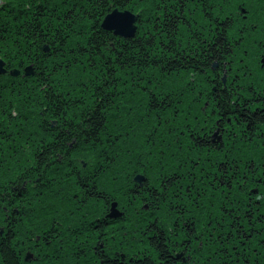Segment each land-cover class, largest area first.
Instances as JSON below:
<instances>
[{
  "label": "trees",
  "instance_id": "obj_1",
  "mask_svg": "<svg viewBox=\"0 0 264 264\" xmlns=\"http://www.w3.org/2000/svg\"><path fill=\"white\" fill-rule=\"evenodd\" d=\"M192 1L194 2L195 0ZM74 2H77L78 4L81 3L79 0H74ZM111 2L113 6L119 9L127 8L133 11L140 10L139 12L141 18L139 23L140 26H138L139 31L133 37V39H121L119 44L116 45V50H110V56L113 58L112 61H109L106 56L103 58H97L95 60L89 58V55L91 54L89 52L90 50H93L97 47L100 48L101 46L104 47L106 41L109 40L108 36H106L105 33L96 30L98 25L97 23H95L94 29L96 28V31L94 37L92 38L93 40L88 39V41H86V38L88 37H85L84 40L86 42L82 43L77 39L78 43H81V46L83 45V48H76V50L67 51L65 52V54L59 55L57 57L51 55L49 57L43 58L44 56H42L40 60H37L36 64L40 65L41 69H43L44 71L50 70L48 74H51L47 75V77L45 74H43L42 77H30V79L28 80L23 78L18 79L10 76H0V143L6 146L5 151L8 154L6 159L8 164L10 165L9 170L5 173L3 183L0 184H18L16 180L12 178L17 176V174L21 175L23 173V175H26V169L30 168V176L37 177V179L33 180V184H37L35 187H37L36 189L39 190L37 195L39 197L33 195V198L38 199L32 200L33 198H25V196L27 195L22 196L21 194L19 195L15 193L13 196H10L8 195V193H10L11 189L5 187V189L3 190L0 189V198L8 201H12L15 199V202L21 203L22 206L24 204L25 207L27 204H30L29 210H20L21 212L19 214L20 218L26 217V219H29L30 224H25V227L29 226L28 228H30L31 226L33 227V231L35 226L40 227L41 220H39L40 222H38L39 217H42V219L47 218V216L50 215L48 214V210H51L50 212H53V208L57 211L56 208H58L60 205V199L64 198L69 200L75 197L73 196L74 192L72 193L71 189L68 188L69 190H66L68 187L66 184L75 185V190L83 189V183L80 182V177L78 175V173L83 170V168L81 167L82 164H79V171L72 170V166L74 164V156H77V158H83L85 156L88 158L92 156L94 151L93 145H96V147L99 148L100 141H103L104 144H107V137L112 133L120 132L121 127L123 126V121L129 116H132L134 119L136 115H139L141 112H143L145 113L147 119L157 117L156 119L159 121L162 127L166 126L165 121H167V123L173 122L172 119L174 118L171 117L168 108L165 107L166 105H164V108L160 107L161 113L159 115L155 113L154 107L152 106L153 104L151 105L150 102L147 101L149 99H152L150 93H146L145 90L143 91V88H138V86H136L137 82L142 83V87H144L145 84H152V80H158L159 78H162V80H160L159 82V87L162 88L166 86L165 90H169V88L175 90L174 96L178 97V100L181 103V108L179 109V113H181L180 115L184 119L190 117L188 113L190 111L189 109L192 108L189 106V97L191 96H189L188 94L189 90L186 88L188 87V84L187 81H185L186 79H188V76H190V70H188L187 68L189 66H192V68H194L191 69L192 73L194 71L198 73V75L196 76H201L202 73H200V70L198 68L193 67V65L196 66L195 64L189 65L190 63L187 64L180 58L175 56L173 57L169 55L168 52H165L164 49L166 50L167 48H165L164 44H166V42L168 41V35L175 36L176 38L179 37V39L183 38V44H192L195 39L193 34H191L193 33L191 30H194L193 27L196 24H191L190 21H184L182 19H178L179 17H176L175 19H173V21L170 20L169 25L164 26V29H162V31H157V29L160 27H158L157 25L160 24L159 19H170V13H172L171 15L174 16L177 14L179 16L182 13L179 6L177 9L178 11L174 8L177 7L178 0H127V3H125L124 0H119V2H117V0H111ZM180 2H182V0H180ZM97 4L99 5L98 2ZM103 4H101L100 6V16L103 15L105 11V5ZM194 6H198L201 8L204 7L202 3H197L196 5L191 4V7ZM72 12L77 16V18H73L77 20V22L76 24H71L72 27L68 28L67 31L66 29H64V32L62 31V33L58 34V28L54 30L53 33L52 28H50L49 26L46 28L49 32L47 36L51 39V44L53 41H55L54 43H57V40H59V38L61 37L66 40L69 39V41L64 42V44H75L74 41L76 38L73 37L81 33L82 29L84 28V20L82 18L83 15H85V12H83L82 14H77L76 11ZM99 19L96 20V22H98ZM80 20H83L81 24L78 23V21ZM194 21L203 22L205 20L198 16ZM4 27V29H8V26ZM75 27H77L79 30L77 31ZM6 33H8V31ZM157 33H159L160 37L162 35V37L158 40V44L160 45V47H162L163 53H157L159 54V56L156 57V59L152 60L151 56L148 57V54H151L155 49V44L157 43ZM153 38L156 40L152 42ZM140 48L143 49L142 52L146 55L145 58H147L148 60L146 61L145 59L144 63H142V69H145V72L141 74V76H143V79H140L141 81L139 80L133 83H131V81H128L125 86L121 87V85L124 84V78L127 71L126 69L123 70L120 55L126 57L125 62L127 63L124 65L130 68V70L128 69L127 72V78L130 79L131 74L134 73L132 72V70L136 69L137 67L135 62L137 57L136 53H138L137 50H139ZM116 55H118V59H116ZM67 61H70L71 63L70 68L66 66ZM53 69H58L59 71L66 73L70 72L68 79L63 80V77L55 74V70ZM108 69L110 74H103V72ZM42 85H44V88ZM55 87H62L63 90L59 94V96L54 98L52 94L55 91ZM138 89H140V91H138ZM6 94H11L12 98H10V100L14 102V110L16 112V116L14 117L10 113V109L12 107H9L7 103L9 102L8 96L7 98L2 99ZM162 94L167 95L168 93L167 91H163ZM87 95H89L91 98L101 96L99 97V99H101L102 102H99L98 105L95 106L94 104L97 102L87 101ZM171 97L173 96L170 95V97H166L164 99L169 100L171 99ZM37 109L39 110L37 111ZM149 112H154V114H148ZM181 116L175 115L176 118L181 119L182 121L183 118H181ZM52 118L58 121V124L54 127H50V124L48 125L46 123L47 119ZM176 118V122H174V124L180 122V120L177 121ZM147 121L149 123H153V121L151 120ZM61 125H64L65 130H70L69 138L63 137V135L66 133H64V131L62 132L63 127ZM92 131L93 133H95V135H93L92 137L93 139L91 138L87 140L86 137L90 138L89 133L92 134ZM102 132L103 135L99 137L98 135L102 134ZM178 134L180 145L182 147H178L176 145L177 147L175 148V153H181L173 155V157L170 156L166 159L165 162H167V164L169 165V169L166 171L163 169V171H165L166 173L163 172V174H160L158 176V183L160 185L166 184L167 179L170 178V176H168L169 173H171L172 176L177 177V179H175L172 184H182L183 186V184L189 183L188 180H185L184 177H186V171L188 172L187 175L190 174L191 171L189 170L193 168V165L191 168L188 165L193 162L189 159L190 155L182 152L185 149L187 150L188 147L187 143L182 140L184 138L181 137L180 133H177L175 135ZM70 138H75L74 147L72 149H68L67 145L65 144V142ZM53 139L55 142L58 141V144H60L53 145ZM9 141H11V143H9ZM182 141L183 144L181 143ZM196 145L197 146H195V148H198L200 146V144L197 143ZM109 150L111 151L112 149ZM55 152H60V159L55 154ZM155 157L156 155L154 152L150 160L144 159L143 157L140 161L134 160L131 163L121 162L120 160H118L117 164L111 165V167L106 170V173L101 174L102 176L98 178L99 182L102 178L105 179V176H107L109 177V184H134L131 182V178L135 173L141 172L142 174L146 175L147 178L150 174L155 173L153 171L155 168H161V165L159 163H156ZM177 159H182L183 161L186 159L183 167H179L176 164ZM123 160L126 161V157L123 158ZM141 162L143 163V166H141ZM148 162H152L153 165L151 166ZM145 163H148V166H145ZM45 164H48L49 167H47L46 171H42L41 167H45ZM186 166H188V169H185ZM140 168L143 169L141 170ZM173 168H176L175 172L172 171ZM92 171H95V169L93 168ZM114 172L118 174V179H116L115 182H113L112 179V174ZM198 172H202V170H199ZM224 175H226V177L223 180H226L228 183V180H234L233 177L235 175L230 176L229 172L228 175L223 174V176ZM199 178L204 177L200 176ZM239 178L240 179L238 181L232 183L243 184L242 182L244 181V178L242 176H240ZM248 181L252 182L251 179ZM99 182L97 184H99ZM47 184L49 185L46 186ZM179 188H181V186L177 188H169L172 191L168 195H166V204L171 203L169 205L173 206L175 201L187 203L185 199L179 196V194H182L184 192L182 190L181 193H179ZM175 189L179 190L174 191ZM66 191H69V193H65ZM129 194L131 193L128 192V195ZM49 195L57 197L56 199L59 200L58 203L57 201L55 202L53 208H44L38 212H33L31 210L33 206L39 208V206L46 203V201L52 200L48 197ZM114 195L116 196L118 195V193H114ZM30 197H32V194L30 195ZM124 197H127L124 198L125 201H130L127 195H124ZM134 197L138 198V196ZM148 197L152 198V193L148 195L147 198ZM33 201L36 202L37 205H31L33 204ZM2 203L3 202L0 201V205ZM177 211H179V214L183 213L181 207H179ZM0 212L2 213L1 208ZM154 212L156 213V209H153V213ZM143 213L144 212H142V214L140 215L137 214L136 220L133 219V222L131 221L130 223H128V233H135L139 228L142 229L144 225H147L149 226V228H151V226L154 225V221L160 219L158 217L155 220V215L153 213V216L148 213ZM0 217H3V215H0ZM161 219L162 224L158 226V228L161 226L173 227L172 220L175 219L172 217V215L164 213ZM8 221L9 227H11L13 221H15L17 224V221L19 220L13 217V220ZM33 221H35L36 224ZM21 225H24V223H22ZM47 225L50 227L55 226L54 220L52 219L50 220V222L48 221ZM17 228L21 229L20 224H17ZM131 230H134L135 232ZM38 232V229H36L35 234H37ZM255 236L259 237V235ZM4 237H6V242H2V245L0 246L1 250H3L4 252L3 254L1 252L2 256L0 257V262L2 264H19L18 256H12L8 251V238L10 237V233L7 232ZM39 241H41V238L38 239V243ZM33 243L34 236L32 232H30V235H24L17 245ZM152 243L155 244V240H153ZM41 244H43V242ZM161 244L162 242L160 241V245ZM71 254L72 253H70V255Z\"/></svg>",
  "mask_w": 264,
  "mask_h": 264
},
{
  "label": "rangeland",
  "instance_id": "obj_2",
  "mask_svg": "<svg viewBox=\"0 0 264 264\" xmlns=\"http://www.w3.org/2000/svg\"><path fill=\"white\" fill-rule=\"evenodd\" d=\"M81 3L78 4L77 2H74V0H0V36H4L5 40L2 43V46H0V51H6L7 55L4 57V60H6L7 62L11 63L12 65L10 66H18L21 67L23 64L26 63L25 60H31L35 63V66H33L34 68H32L33 74H31L33 77H42L43 74L49 75L51 73L48 74V72H50V70L48 71H44L43 69H41L40 65H37L36 62L37 60H40V58L42 56H45L44 53L48 54L49 56L54 54V56H59L62 54H65V52L70 51V50H76L79 48H83V45L81 46V43L79 42H86L88 41V39H92L94 37L95 31H101L102 33L105 32V35L108 36V39L112 40L113 42L111 44H109L106 41V44L104 47H100V48H94L93 50H90L89 52L91 53L89 56V58L91 59H97L100 57H107L109 61H112V57L110 56V50L115 51L117 46L121 40L122 37H118L116 34L112 33L111 31H106L105 27H102L100 21H101V16H100V6L101 4L99 3V5L97 4V2H93L96 0H79ZM173 1V0H172ZM191 2V3H190ZM197 3H202L204 8L202 7H198V6H194L191 7V4L196 5ZM13 4H16V6H14ZM177 6L181 7V10L185 9V11H183L179 16L177 15H171L172 13H170L169 18L170 19H159L160 24L158 25V29L157 31L160 32L162 31V29H164V26H168L170 23V20L173 21V19H175L176 17L178 19H182L184 21H190L191 24H196L193 29L191 30L193 33H195V40L193 41L192 44H183V38L179 39L176 38L175 36H169L168 35V41L166 42V44H164L165 48H167L166 50L164 49L165 52H168L169 55L171 56H175L180 58L181 60L185 61L187 64L189 65H193L195 64L196 66L193 65V67L198 68L200 70L201 76H196L198 75V73H196V71H194L192 73L191 69L192 66H189L187 69L190 70V73L188 76V79H186L185 81H187V86L186 87L189 91V106L192 107L190 109H194V110H198L201 109L203 107H205L204 112L202 113L203 116H197L194 114H191L190 117L187 119H184L179 113V115H177V113L175 111H173V109H180V105L181 103L178 100V97L174 96L175 94V90H173L172 88L169 90H165L166 86L164 87H159V82L160 80H162V78L157 77L158 80H152L153 83L152 84H145L144 87L142 83L137 82L136 86H138V88H143V91L145 90L146 93H150L151 98L153 96H155L157 98V102L160 104L161 108H164V105H166L165 107L168 108L169 113L171 115V117H173L174 119H172V123L169 124H173V125H178V128L176 129V131L173 133V135L177 134V133H182L181 137L184 138L182 140H184L187 143V147L188 149L183 150V153H187V155H190L189 159L190 161H192L194 163L195 161V165L193 163H190V165H188L190 168L193 165V168L189 171L190 174H188V172L186 171V177L185 180L189 181H193V183H188V184H172L170 186L166 185V184H159L158 181V176L160 174H163V172H165L166 170L169 169V165L167 164V162H165V166H164V170L162 172L157 173V169L159 168H155L153 171L155 172L154 174H150L147 178L145 175V179L142 180L143 184L150 188L151 190L148 191V195H150L152 193V191H159V188H156L155 186L160 185V186H166L167 187H173V188H177L180 187L179 189H175L174 191H178L179 193H181V191L183 190L184 192L182 194H187L188 196L186 197V201L187 203H182V202H176L172 205H169L171 203L166 204L165 200H167L166 195L169 194V192L166 190L165 192L162 193V198L156 202V201H152V198H147L143 195L144 189L141 190L140 192L134 194L132 191L133 189H137L140 184L137 183V181L132 180L131 178V182L134 184H109L108 181L109 177L105 176V179L102 178L101 179V183L99 182V185H97V189H107L106 192H104L102 195L106 196L107 193H109L107 196H112L114 197V191H117L118 193H121L119 190L123 191L125 193V195H127L131 201V205L132 208L134 210H130L129 212H123L124 210L121 211H114L113 215H107L106 218L110 219V224L113 225L115 224L116 221L120 220V222L123 224H125V226L128 225V223H130L133 219L136 220L137 217V212L136 210H141V213L144 212L143 214H151L153 213V209H156V213L154 212L153 214L155 215V219L156 218H160L161 219V215H164V213H168L170 215H172V217L175 220L173 221V227H177L178 230H180V228L182 226H188V222L191 225H193L191 222H197L194 223V228H198L199 227V221L197 219H203L205 216L207 217V221H210L209 218L211 219H220L222 218V212H220V206L222 208V205L220 202L226 201H230V200H248L249 202L247 203L248 205V212L249 211H253L252 214H249L248 212H246L243 217L244 218V222L241 224V231H239V233H233L231 232V234L229 235H224L221 236L219 238H213L214 235H211L210 231L207 228H203L197 231V233H201V236L203 235H208V236H212V239L206 240L204 241L205 238H201L200 234L197 235V238H201V245H208V253L210 255H215L216 254V249L215 244L217 243L219 246H223V252L216 254L215 257H218V259H212L208 264H264V247L263 248H259V244H258V240H255V235L256 233L259 231L258 227H264V216L262 214H259L261 212H263V208H264V199H262L261 201L258 200V203H255L252 200V197L250 194V189H248V186L252 185V184H261L259 186L255 185L256 188L259 190L254 194V197H256L257 199H261L262 194L264 192V176L262 175H255L258 174L257 170H251L250 167L247 168L249 169L246 174H247V178H251V180L253 182L250 181H246L244 179V181L242 183L244 184H239L240 185V191L232 194L229 196L230 193H226L224 195V190L223 192L220 189L217 191H212L211 188L209 187L210 183L212 181H214V179H216V177L218 176L219 172L221 171V169L223 167H225V165L228 163V165L233 162V160L235 161V164L237 166V171L236 175L235 174H230V176L235 175L233 178L234 180L232 181L231 179L228 180L230 184H233L234 182L238 181L240 178V173L243 172L242 170H246V161L248 160L249 157H254V164L256 163V160H258L259 162L262 161V159L264 158V155H262V152H264V148L261 147V145H264V142L262 141L263 139H261L258 142H254L253 140L248 141V145L250 144L249 147H256L254 152L249 153L248 156L245 155V149L240 143L235 142V140L232 142V140H228V142H226L227 139H220L216 136H214V132L215 131H209L212 129H215L216 123L219 121L217 120V116L214 115H209L210 111L215 112V102H218V100L222 101V97L221 96H216L215 90L216 87L219 86L220 84L217 82V78L220 76V74H217L214 77V72L215 69L217 67L218 64L222 65H226L229 66L228 63H231V67L227 68L229 71V73H236L235 78H236V83L240 84V88L236 89V93L233 96H230V99L233 100H237L236 98H239L240 103H244V101H247L248 99H250L252 97V94H254L255 96H259L261 98L264 99V80L261 81L259 75H256L255 78L247 75V65L246 64H240L241 61L239 62V60H241V58H237L239 56H231L233 54H235V41H234V37H235V32L231 31V28L235 27L236 23H240L243 21L244 19V15H248L249 19H258L257 17L260 16H264V9H261L259 4L260 1L259 0H254V2L247 8V12H245L243 9H241L239 12L236 11V8L238 7L236 4L234 3H229V4H224L222 6H218L217 0H195L194 2L192 0H182V2H180V0H178L177 2ZM27 5H36V8L38 9L37 12V17L38 18H33L31 19V17L29 16H25L22 15L20 16V14L17 13L18 9L26 7ZM103 5H105L104 7L107 9H112L115 8V6H113L111 0H107V3H104ZM109 5H111V8L109 7ZM14 6V8H12ZM197 8V11H196ZM72 11H76L77 14H82L83 12H85V15H83V20H84V28L82 29V32L79 33L77 36L73 37L76 38L75 44H64V42H68V40L63 39V37H61L59 40H57V43H52L50 46V50H42V49H38V52H35V49L33 48V46H31L30 44H28L26 42V39L21 37L25 36V33H27L26 28L27 25L24 24L25 21L27 20H31L32 22L34 20H37L36 26H35V32L37 30L38 34H41L40 30L46 29L48 26H50V28H52V33L54 32V30H56L59 32L58 34L62 33V31L64 32V29H67L72 27L71 24H76L77 20L73 19V18H77V16L75 15V13H73ZM72 12V13H71ZM105 12V11H104ZM88 13V14H86ZM225 13H228V15L226 16ZM104 14V13H103ZM200 16L201 18H203V22H198V21H194L196 20V17ZM97 17V18H96ZM69 18V19H68ZM96 18V19H95ZM100 18V19H99ZM6 19H10L12 20L14 23L9 22ZM98 22H96V20H98ZM231 19L234 21V23L231 25V27L226 30L225 26L227 24V21ZM83 20L78 21V23L81 24V22ZM16 22V24H15ZM95 23H97L98 27L95 30L93 25H95ZM4 26H8V29H4ZM25 26V27H24ZM76 30L78 31L79 29L77 27H75ZM198 30V31H197ZM8 31V33H6ZM29 31V30H28ZM81 31V30H80ZM79 31V32H80ZM6 33V34H5ZM20 38L15 37V36H20ZM157 43L155 44V49L151 54H148V57L151 56L152 60L156 59V57L159 56V54L162 52L163 53V49L162 47H160V45L158 44V40L162 37H160L159 33H157ZM85 37L86 41L84 40ZM134 37V36H133ZM133 37H128L124 40H128V39H133ZM82 38V39H80ZM156 38V37H154ZM152 40V42L156 39ZM78 39V41H77ZM176 39V40H175ZM93 40V39H92ZM71 41V42H72ZM175 41V43H174ZM219 41V47L218 46H214L213 45ZM225 41H227L228 43H225ZM101 42V41H100ZM230 45V47H229ZM243 42L240 45V55L243 56V53L241 52V48H243ZM81 46V47H80ZM209 48H206L208 47ZM138 53L137 57H136V69L132 70L130 79L127 78V72L128 69L130 70V68L124 64H126V57H123L120 55V60H121V65L123 66V70L126 69V75L124 78V84L121 85L125 86L128 81H131V83L135 82V81H139L140 79H143V76H141L142 73L145 72V69H142V63H144L145 59L146 61L147 58H145V54H143V49L140 48L139 50H137ZM44 52V53H43ZM96 52V53H95ZM121 53V52H120ZM41 54V56L39 55ZM239 55V54H238ZM116 59H118V55L115 56ZM44 58V57H43ZM235 58V59H234ZM179 59V60H180ZM244 59H247L246 57ZM221 60V61H218ZM22 61V62H21ZM66 61V60H65ZM143 61V62H142ZM193 61V62H192ZM8 63V64H9ZM66 63V62H65ZM141 63V64H140ZM140 64V65H139ZM216 65V66H215ZM66 66H68V68H70L71 63L70 61H67ZM65 66V67H66ZM126 66V67H125ZM201 66V67H200ZM211 66V68H210ZM64 67V66H62ZM200 67V68H199ZM209 67V68H208ZM205 68V70H203ZM22 69V68H21ZM59 69V66H58ZM58 69H53L55 70V74L62 76L63 80H67L69 77V73L66 72H61ZM58 70V71H57ZM203 70V71H202ZM158 71V70H157ZM227 71V70H226ZM154 72V70H153ZM109 73V69L104 71L103 74ZM215 73H219L217 70ZM227 73V72H226ZM1 74V73H0ZM110 74V73H109ZM193 75V76H192ZM7 76L10 77H14V78H18V79H30L28 78L26 75H23V73L21 72L17 77H15V75L12 74H7ZM65 76V77H64ZM222 79L226 78L224 75H222ZM199 77V79H198ZM233 78V77H231ZM147 79V78H146ZM140 80V81H141ZM251 80V83H248V81ZM20 81V80H19ZM225 79L223 80L224 83ZM107 85V84H106ZM184 85V84H183ZM225 85V84H223ZM44 88V85H42ZM66 86V83H65ZM253 89V91L251 90ZM62 87H55V91L53 92L52 96L55 98L57 96H59V94L62 92ZM138 91H140V89H138ZM163 91H167V95L162 94ZM258 91H261L260 94H257ZM88 94V93H87ZM187 94V95H188ZM171 97V99H164V98H168ZM186 95V96H187ZM9 98V102L8 106L12 107L10 109V113L11 115H13V112L15 113L16 116V112L14 110V102L10 100L11 94H6L2 99L5 98ZM10 96V97H9ZM99 97L101 96H97L95 98H91L89 95H87L86 99L89 102H97L94 105L97 106L99 102H102L101 99H99ZM50 100V99H49ZM152 99L147 100L148 102L151 103ZM1 101V100H0ZM54 102V101H53ZM52 102V103H53ZM149 104V105H150ZM92 105V103H91ZM246 105V104H244ZM153 106V105H152ZM163 106V107H162ZM159 114L161 113V109H158ZM154 114V112H151V114ZM155 113L157 114V110H155ZM189 114V113H188ZM175 115L177 116H181L182 121L186 120L187 123H183L181 121V119H178L175 117ZM3 116V115H2ZM159 117V116H158ZM259 118H261L260 116H258ZM155 118L152 119H147V117L145 116V119L147 120H151L153 121V123H159V121ZM175 118L177 119V121L180 120V122H177L176 124H174ZM253 119H257L255 117H253ZM259 120V119H257ZM54 121H56L54 118L52 119H47L46 123L49 125L50 123H53ZM171 121V120H170ZM160 124V123H159ZM161 125V124H160ZM55 125L51 124L50 127H54ZM64 127V125H62ZM162 127V125H161ZM182 128V129H181ZM64 129V128H63ZM62 132L66 131V134L70 132L67 130H63ZM190 130V132H189ZM232 132H234L233 130H231ZM237 135L239 134V132H236ZM207 134V135H206ZM90 138L86 137L87 140L91 139L93 137V131L92 134L89 133ZM103 135L99 134L98 136L101 137ZM235 135V134H234ZM189 136L191 138V140L189 139ZM205 137V138H204ZM93 139V138H92ZM208 141V143H204V144H200V146L198 148H195L196 143L195 141ZM54 142V143H53ZM224 142V143H223ZM47 143V142H46ZM69 143V145L67 144ZM74 143H75V138H70L69 142H65V144L67 145L68 149H72L74 147ZM183 144V141L181 142ZM53 145H57L58 141H52ZM60 144V143H59ZM58 144V145H59ZM212 144H218V147H213ZM221 144H223V147H221ZM229 144L234 145V148L231 151H226L227 147ZM261 144V145H259ZM240 146V148L238 147ZM177 146L175 143L172 144V148L175 149ZM181 152L175 153V155L179 154ZM55 154L58 156V158H60V152H55ZM155 155H157L155 153ZM173 157V156H172ZM237 157V158H236ZM74 165L75 167L73 168V170L79 171V164H82V168H83V160L85 158H87L86 156L83 158H77V156H74ZM156 158V157H155ZM236 159H238L239 163L236 162ZM149 160V159H148ZM182 160V159H181ZM186 160V159H185ZM184 160V161H185ZM214 160V161H213ZM166 161V160H165ZM151 166L153 165L152 162H148ZM148 163H145V166H148ZM249 163V162H247ZM188 166L185 167V169H188ZM248 166V165H247ZM150 167V166H149ZM222 167V168H221ZM141 170L143 168H140ZM146 169V168H145ZM224 169V168H223ZM199 170H202V172H198ZM150 171V172H153ZM26 175L31 178V183L33 184V180L37 179V177H32L30 176V168L26 169ZM229 171H222V173L224 174H228ZM137 173H141V172H137ZM166 173V172H165ZM220 174L219 177H223V174ZM233 173V172H232ZM20 175V174H19ZM23 175V173L21 174ZM264 175V174H263ZM102 176V175H101ZM200 176H203L204 178H199ZM176 177V176H175ZM243 177V176H242ZM187 178V179H186ZM191 178V179H189ZM255 179V180H254ZM161 180V179H160ZM165 182V181H164ZM233 182V183H232ZM247 182V183H246ZM261 182V183H259ZM216 183L218 184H229L226 180H222V182L218 179L216 181ZM215 183V184H216ZM213 184V183H211ZM263 184V185H262ZM68 187L66 190L71 189V192H76V186L73 184H66ZM238 185V184H237ZM29 186L31 187L32 190H34V186L35 185H31L29 183ZM200 186V187H199ZM231 186H236V185H231ZM190 187V189H189ZM69 188V189H68ZM199 188H201V190H199ZM225 188V187H224ZM119 189V190H118ZM139 189V190H140ZM225 189H229V188H225ZM130 192L131 194L128 195V192ZM235 191V190H234ZM151 192V193H150ZM177 192V193H178ZM203 192V194H202ZM212 192V196L215 199H211L209 195ZM219 192V193H218ZM190 193V194H189ZM202 194V197L201 195ZM134 196H138V198H135ZM93 198L92 204L88 205L87 203H85L87 205V207L89 208L88 211H86L88 213V215H90L91 217L94 215H100V218L102 217V214L99 206L98 205V201H96V197L91 196ZM190 198V199H188ZM149 201L151 203V207L150 208H143L145 206V201ZM72 200H68V199H64L62 201H60L61 206H59V209L67 211L66 208L71 207V209H73V205L71 206L68 205L69 203H71ZM134 201V203H133ZM198 202H204L206 201V203L208 205H203L202 203H197ZM31 202V201H30ZM74 202V201H72ZM216 203L215 207H209V205H214ZM254 203V205H252ZM30 205V204H29ZM31 205H37L36 202L33 201V204ZM137 205H139L140 207L137 208ZM176 205H177V209L179 207L182 208L183 213L179 214L176 209ZM74 207H75V203H74ZM172 208V209H171ZM225 208V207H224ZM52 211H56L55 209H53ZM175 211V212H174ZM236 210H234L233 212H235ZM240 211V210H239ZM58 213V211H56ZM100 212V213H97ZM174 212V213H173ZM136 213V214H135ZM177 213V215H176ZM239 213V212H238ZM93 214V215H92ZM256 214V215H255ZM257 214H259V216L262 217H258ZM158 216V217H157ZM257 216V218H256ZM53 217L52 212L50 213L49 217H48V221L51 220V218ZM86 217V216H85ZM45 218V217H44ZM229 218H224L223 221H228ZM39 220H43L42 217L38 218V222H40ZM112 220V221H111ZM188 222H187V221ZM125 221V222H124ZM35 223V221H33ZM199 222V223H198ZM262 222V223H261ZM42 223V222H40ZM205 223V222H204ZM258 223V224H257ZM36 224V223H35ZM123 224V225H124ZM119 225V224H117ZM116 225H113L112 228H114ZM31 227V226H30ZM117 227V226H116ZM33 228V227H32ZM171 226H168V229H171ZM29 230V228L27 229ZM230 230V229H228ZM227 230V232H229ZM30 231V230H29ZM179 233H181L180 231H178ZM261 241H263V239H260ZM259 241V242H261ZM206 242V244H205ZM196 245H198V241L194 242Z\"/></svg>",
  "mask_w": 264,
  "mask_h": 264
},
{
  "label": "flooded vegetation",
  "instance_id": "obj_3",
  "mask_svg": "<svg viewBox=\"0 0 264 264\" xmlns=\"http://www.w3.org/2000/svg\"><path fill=\"white\" fill-rule=\"evenodd\" d=\"M33 7H36V5H27L26 9L31 10ZM33 23L34 27L32 26ZM36 23L37 20H34L33 22L31 20L25 21L24 24L29 28V31L27 32L31 33L32 28L35 29ZM40 31L44 35L49 33L47 30ZM219 44V41H217L213 45V48L214 46L219 47ZM233 47H235L234 51L240 50V47H236V45ZM206 48H209V46ZM234 55L239 56L237 58L242 57L240 53L236 51L235 54L231 56L234 57ZM240 61L241 60H239V62ZM261 62L264 63V57L261 58ZM228 64L229 66H221L218 64L215 72L217 70L219 73L214 72V77L217 74H220V76L217 78V82L221 84L216 87L215 93L216 96L218 94V96L222 97V101L218 100V102L214 103L216 113L213 111L209 112V115L215 114L217 116V120H219L216 123L215 129L209 131H216L214 136L223 140L227 139L226 142H228V140H232V142L235 140L237 143L239 140V143L243 141L241 145L243 147L248 146L249 148L250 144L248 145V141H254V137L256 135H261L264 139V99L259 96H255L254 94H252L250 99L244 101V103H240L239 98H236L237 100L230 99V96H233L236 93V89L240 88V84L236 83V73L228 72L229 70L227 68L232 66L231 63ZM222 75H224L226 78L222 79ZM224 79L225 81L223 83ZM251 90L253 91V89ZM260 93L261 91L257 92V94ZM253 117L259 120L253 119ZM237 131L239 132L238 135L236 133ZM212 146L219 148L218 144H212ZM236 162L239 163L238 160H236ZM247 162L248 160L246 161L245 165L246 170L244 169L242 171L249 170L247 168H249L250 165ZM223 168L226 169V171L238 172L234 160L229 165L227 163ZM255 168L257 167H250L251 170H255ZM209 185L214 188L212 191H217L216 187H220L222 192L225 188L232 187L231 184ZM82 187L83 189H77L76 192H74L73 196L75 197L69 199L74 201H71L73 204V209H71V207L70 209L66 208L67 210H72L70 216L68 213H63L61 211L59 218H62V220H55L57 219L55 218V227L52 228V230L46 232L44 229L41 234L39 232L35 235V237L41 238L39 243L38 239L35 238L33 244L17 245L12 242L10 245H8L21 248L19 254L16 255L18 256L19 264H208L212 259H218V257H215L216 254L223 252V246H219L216 243L215 247L216 249H219L216 250V254H207V251L209 250L208 245H201L200 239H196V241H198V245L194 243L196 241H194L195 239H193L192 234L195 233L194 235L197 236V231L191 234H189L187 231H185V234L178 232L176 236H169L168 239H159L161 235L157 234L158 239H156V241L158 244L150 248L144 247L143 245H140V237L137 239L128 235L129 233L127 232V226L120 222L121 219L113 224L117 227L115 226L112 228L113 225L110 224V219L106 218V213L111 202L109 198L110 196L107 197L109 193L106 194L107 199H104L102 203L96 198V201H98L97 206H99L101 209L99 211L103 213L102 217L100 218L101 214L96 216L92 214V217L88 215L86 211H88L89 208L85 202L90 205L92 204L93 198L88 196L87 200H85L84 193L88 190L85 189L84 184H82ZM231 192L232 191L229 189L224 193V195ZM80 194L83 196H79ZM202 194H200L201 197ZM210 194L213 195L212 192ZM2 208L5 209L4 206H2ZM7 209H12L14 216L12 215L10 217V215L7 214L5 219L13 220V217L16 216L15 212L18 213L19 210L23 209V206H21L20 203H15L14 199L12 203H9V207ZM69 217L72 219L71 221L68 220ZM7 225L9 224H6V226ZM44 225L46 227L48 226L47 223L42 224V226ZM72 226L75 227L71 229ZM187 228L191 230L194 229L190 227L189 222ZM172 230L176 231L174 229ZM158 231L160 234H162L164 230L161 228L158 229ZM2 232L10 233L12 239L9 241L13 240L14 231H4L3 229ZM49 233H56L57 236L50 235ZM54 237L55 239H52ZM160 241L162 242L161 245ZM42 242L43 244H41ZM26 252L27 254L28 252L31 254L29 257H27L28 261H24ZM70 253L72 254L70 255ZM0 264L2 263L0 262Z\"/></svg>",
  "mask_w": 264,
  "mask_h": 264
},
{
  "label": "snow or ice",
  "instance_id": "obj_4",
  "mask_svg": "<svg viewBox=\"0 0 264 264\" xmlns=\"http://www.w3.org/2000/svg\"><path fill=\"white\" fill-rule=\"evenodd\" d=\"M97 2L103 4L107 3V0H97ZM117 2H119V0H117ZM124 2L127 3V0H124ZM253 2L254 0H217L218 6L229 3L236 4L238 6L236 8L237 12L241 9L247 12V8ZM259 6L261 9H264V0H260ZM109 7L111 8V5H109ZM225 15L227 16L228 13H225ZM131 22L132 17L116 11L110 13L104 23L105 27L111 28L115 32L123 33L131 26ZM233 23L234 21L229 19L225 26L226 30H228ZM93 27H95V25H93ZM231 31L235 32L234 41L236 47H240L242 42L244 44L243 48H241V52L243 53L241 63L247 65V75L253 78L259 75L260 79L264 80V63L261 62V58L264 57V16H260L259 19H249L246 14L244 15L243 21L236 23L235 27L231 28ZM4 40L5 37L0 36V46H2ZM225 43L228 42L225 41ZM6 55V51H0V65H2ZM245 57L247 59H244ZM248 83H251V80H249ZM151 103L153 104L154 110H157V115H159L158 109L160 108V104L157 102L155 96L152 97ZM173 111L179 115L178 109H173ZM148 114L151 113L149 112ZM182 122L185 124L187 123L186 120ZM165 125L166 126L161 127L159 123H149L145 119V113L141 112L139 115H136L134 119L132 116L126 118L123 121L121 131L112 133L107 137V144L100 141L99 148L93 145L94 151L92 156L82 161L83 170L78 173L80 182L83 183L85 189L88 190L84 193L85 200H87L88 196L96 197L101 203L104 199H107L106 196L102 195L107 189H97L96 184L99 182L98 178L101 177V174L106 173V170L110 168L111 165L117 164L118 160L126 163H131L134 160L140 161L142 157L150 160L155 152L157 154L156 163L161 165V168L157 169V173L163 171L165 160L175 155L176 149L172 148V144L175 143L178 147H182L180 145L179 134L173 135L178 125L169 124L167 121H165ZM93 135H95V133H93ZM9 143H11V141H9ZM195 143L204 144L208 143V141H195ZM5 147L6 146L0 143V183H3L5 173L10 168L6 159L8 154L5 151ZM221 147H223V144H221ZM261 147L264 148V145H261ZM233 148L234 145L229 144L226 151H231ZM109 149L112 150L110 151ZM262 155H264V152H262ZM125 157L126 161L123 160ZM248 162L250 167H255L254 157H249ZM261 162L264 163V160ZM184 163L185 161L183 160H176V164L179 167H183ZM141 166H143L142 162ZM93 168L95 171H92ZM172 171L175 172L176 168H173ZM168 176H170V178L167 179L166 185L170 186L177 177L172 176L171 173H169ZM12 179L16 180L20 185L17 191H27V186L31 183V178L27 175L21 176L17 174V176ZM112 179L113 182H115V180L118 179V174L114 172L112 174ZM189 183L191 184L193 181H189ZM155 187L159 188V191H152V201L158 202L162 198V193L166 191V186L157 185ZM140 188H144L143 195L147 197L148 191L151 189L141 183L140 186L137 189H133V191L139 192ZM54 205L55 197L40 205L39 208L33 206L31 210L33 212H38L44 208H53ZM139 207L140 206L137 205V208ZM145 207H151V203L147 200L145 201ZM52 215L57 219L59 218V214L56 211H53Z\"/></svg>",
  "mask_w": 264,
  "mask_h": 264
},
{
  "label": "bare ground",
  "instance_id": "obj_5",
  "mask_svg": "<svg viewBox=\"0 0 264 264\" xmlns=\"http://www.w3.org/2000/svg\"><path fill=\"white\" fill-rule=\"evenodd\" d=\"M260 1V0H259ZM196 11H197V9H196ZM198 12V11H197ZM6 20H8L9 22H11V23H14L12 20H10V19H6ZM30 25V24H29ZM32 26L34 27V23L32 24ZM31 26V27H32ZM191 34H193V36H194V38H195V33H191ZM48 35V34H47ZM50 36H52V35H50ZM47 39L48 40H51L48 36H47ZM35 52H38V49L37 50H35L34 51V53ZM26 61V63L25 64H23L22 66H24V67H28V66H31V60H25ZM9 63V62H8ZM4 65L9 69V70H11V71H15L16 72V74L17 75H19L20 74V72L18 71L19 69H17V70H15V69H13L12 67H10V66H8L7 64H5L4 63ZM9 65H11V63H9ZM13 69V70H12ZM39 109H37V111H38ZM190 111H189V114L188 115H191V114H197L198 116H203L202 115V113L204 112V110H205V107H203V108H201V109H199V110H194V109H189ZM13 117L15 116V113L13 112V115H12ZM12 117V118H13ZM51 124H53V125H57L58 124V121H54L53 123H50V125ZM62 126V125H61ZM63 127V126H62ZM64 128V127H63ZM189 132H190V130H189ZM64 133H66V131L64 132ZM191 133V132H190ZM216 134V131L214 132V134L213 135H215ZM69 135L70 134H64L63 135V137H66V138H69ZM255 139H254V142H258V141H260L261 139H263V137L260 135V136H255L254 137ZM70 141V139H68V141H66V142H69ZM238 141V140H237ZM240 141V140H239ZM239 141H238V143H239ZM263 142H264V139L262 140ZM241 143H243V141H241ZM240 143V144H241ZM68 145H69V143H67ZM247 144V143H246ZM259 145H261V144H259ZM239 148H240V146H239ZM245 149H247V150H245L246 152H245V155L246 156H248L249 155V153H251V152H254V150H255V148L256 147H254V146H252V147H249L248 148V146H246V147H244ZM251 151V152H250ZM237 158V157H236ZM60 159V158H59ZM236 160H238V159H236ZM262 160H264V158L262 159ZM52 162V161H51ZM69 162V161H68ZM67 162V163H68ZM46 165V164H45ZM255 166L257 167V168H255V170H257V172H258V174L259 175H262V176H264L263 174H264V163H262V162H259L258 160H256V163H255ZM47 167H49V165L47 164L45 167H41V169H42V171H46L47 170ZM73 167H75V165L73 164V166H72V170H73ZM37 170V169H36ZM224 170H226V169H221V171L219 172V174H218V176L216 177V179H214V181H212L211 183H213V184H215L216 183V181L219 179L220 181H222L223 179H225V177H226V175H224L223 177H219L220 176V174L222 173V171H224ZM233 172V173H232ZM246 172L247 171H243V172H241L240 174H242L241 176H243V178L246 180V181H248V180H250L249 178H247L246 176H247V174H246ZM229 173L230 174H235L236 175V172H234V171H229ZM222 174H224V173H222ZM228 175V174H227ZM257 175V174H256ZM140 176H142V179H145V176H144V174H141ZM141 179V180H142ZM253 182V181H252ZM143 183V182H142ZM210 183V184H211ZM259 183H261V182H259ZM216 184H218V183H216ZM240 184V183H239ZM237 185V184H231V185H236V186H232L231 188H229L230 189V191H232L230 194H229V196L230 195H232V194H234V193H236V192H238V191H240L241 189L239 188L240 187V185ZM244 184V183H243ZM35 186H36V184H34ZM49 184H47L46 186H48ZM97 185H99V184H96V187H97ZM255 185H257V186H259V185H261V184H252V185H250V186H248V189H250V194H252L251 195V197H252V200L255 202V203H258V200L259 201H261L262 199H264V192H263V194H262V197H261V199H257L256 197H254V194L257 192V191H259L257 188H256V186ZM263 185V184H262ZM34 186V190H32L31 189V187L29 186V184H28V186H27V191H17V189L20 187V185L19 184H0V189H5V187H7V188H11L12 190L10 191V193H8V195H10V196H13L15 193L16 194H21L22 196H25V195H27V196H25V198H27V199H31V198H33V195H35L36 197H39V196H37L38 195V192H39V190L38 189H36L37 187H35ZM200 187V186H199ZM210 188H211V190H214V188L212 187V186H210ZM144 189V188H143ZM143 189H140L139 190V192L141 191V190H143ZM169 187H167V191L170 193L172 190L171 189H169ZM220 189V187H216V190H219ZM229 189H224V193L226 192V191H228ZM63 190V189H62ZM119 190V189H118ZM199 190H201V188H199ZM235 190V191H234ZM121 193H118L117 191H114V193L115 194H117L118 193V195H116L117 197H120V199H121V201L119 202V203H122V204H124L125 206H126V209H128L129 211L130 210H134L133 208H132V203H131V201H129V200H126L125 201V199L124 198H127V197H124V194H122V193H124L123 191H121V190H119ZM127 192H128V190H127ZM134 194H136V193H138V192H135V191H132ZM65 193H69V191H66ZM73 193V192H72ZM151 193V192H150ZM239 193V192H238ZM32 194V197H30V195ZM207 195H209L210 196V198L211 199H215L211 194H207ZM179 196L181 197V198H183V199H186V197L188 196L187 194H179ZM49 198H51V199H53L54 198V196H48ZM107 197H109V196H107ZM57 197H55V202L57 201V203L59 202V200L58 199H56ZM109 198H111V197H109ZM38 198H33L32 200H37ZM62 200H64V198H62V199H60V201H62ZM110 201H112V200H110ZM249 201L248 200H246V199H244V200H239V199H236V200H230V201H228V202H226V201H224V203L223 202H220L221 203V205H222V208H221V206L219 207L220 208V212H222V218H220V219H211V218H209L210 219V221H207V217L205 216L203 219H197L199 222V227L198 228H194V223H196L197 224V222L195 221V222H191L193 225H191L190 227L191 228H194V229H189V228H187L186 226H182L181 228H180V230H178V228L175 226V227H173V228H171V229H168V227L166 226V227H164V226H161V227H159L158 228V226H160L162 223H161V220L162 219H159V220H156V221H154V225L153 226H151V228H149V226H147V225H144L143 227H142V229H138V230H136V232L134 231V230H131V231H134L135 233H129L128 235H130V237H134V238H137L138 239V237H140V242H141V244L140 245H143L144 247H153V246H155L156 244H158L157 243V241H156V239H158L157 238V234H159V235H161L160 236V238L159 239H168V237L169 236H173V235H177V233H178V231H181V233H184L185 234V231H187V232H189V234H191V233H193V232H195V231H198V230H200V229H203V228H207L211 233V235H214L213 236V238H219V237H221V236H224V235H229V234H231V232H233V233H239V231H241V224L244 222V218H245V216L243 217V215L246 213V212H248V205H247V203H248ZM262 202V201H261ZM264 202V201H263ZM197 203H202L204 206L205 205H208L207 203H206V201H204V202H198L197 201ZM68 205H70V204H68ZM252 205H254V203L252 204ZM216 206V203L214 204V205H209V207H210V209H211V207L213 208V207H215ZM225 207V208H224ZM216 208H217V206H216ZM54 209V208H53ZM234 210H236L235 212H233ZM240 210V211H239ZM51 210H48V214H50L51 212H50ZM6 212H7V214L8 215H10V216H12L13 215V212H12V209L10 210V209H6ZM136 212H137V214L138 215H140V214H142L141 213V210H136ZM239 212V213H238ZM252 212L253 211H249L248 213L249 214H252ZM66 213H68V215L70 216V214L72 213V210L71 211H68V212H66ZM136 214V213H135ZM259 214H262L263 216H264V211L263 212H261V213H259ZM259 214H257V216L258 217H262V216H259ZM15 219H17V220H19V221H17V224H20V227H21V229L20 228H17V224H16V222L15 221H13L12 222V226L11 227H4L1 223H0V246L2 245V242H6V237H4L6 234H7V232H5V233H3L2 231H3V229H4V231H7V230H11V231H14V233H13V240H11V241H9L10 239H12V237H11V234H10V237L8 238V245H10V243H15V244H18L19 243V241L23 238V236L25 235V236H29L30 235V232H32V234H33V236H35L36 234H35V231H36V229H38V231L40 232V234L42 233V231L45 229L46 230V232H49V230H52V228H54L55 226H52V227H50V226H40V227H38V226H35V228H34V231H33V228L32 227H30L29 228V230H30V232H29V230H27L28 229V227H25V224H30V221H29V219H26V217H22V218H20L19 216H20V214H18L17 212H15ZM246 215V214H245ZM256 215V214H255ZM14 216V215H13ZM162 216V215H161ZM257 216H256V218H257ZM67 218V217H66ZM224 218H229L228 219V221H223L224 220ZM55 220H59V221H61L62 220V218H58V219H55ZM68 220L69 221H71L72 219H70V217L68 218ZM46 221V220H45ZM47 222V221H46ZM133 222V221H132ZM188 222V221H187ZM205 222V223H204ZM22 223H24V225H21ZM134 223H136V222H134ZM173 223V222H172ZM245 223V222H244ZM258 224V223H257ZM73 228V226L71 227V229ZM149 228V229H148ZM163 229L164 231L162 232V234H160L159 233V231H158V229ZM172 229H174V230H176V231H173ZM228 229H230V230H228ZM258 229H259V231L256 233V235H259V237H256L255 236V240H258V244H259V248H263L264 247V227L262 228V227H258ZM227 230L229 231V232H227ZM231 231V232H230ZM2 232V233H1ZM38 232V233H39ZM37 233V234H38ZM50 235H53V236H57V234L56 233H49ZM142 236H141V235ZM195 233H193L192 235H193V239H195L194 241H196V239L197 240H199V239H201V238H205L204 239V241H206V240H209V239H212V236H208V235H203V236H201V238L199 237V238H197V236H195L194 235ZM197 235L199 234V233H196ZM201 234V233H200ZM147 235V236H146ZM52 239H55V237L54 238H52ZM260 239H263V241H261ZM153 240H155V244L154 243H152L153 242ZM259 241H261V242H259ZM14 250H13V249ZM20 249L21 248H19V247H12V246H8V251H9V254H11L12 256H14V254H15V256L17 255V254H19V251H20ZM22 251V250H21ZM1 252H2V254L4 253L3 252V250H1V247H0V257L2 256V254H1ZM21 253V252H20ZM22 255V254H21ZM27 257H28V255H27V252H26V257H25V260L24 261H28V259H27ZM27 259V260H26Z\"/></svg>",
  "mask_w": 264,
  "mask_h": 264
},
{
  "label": "water",
  "instance_id": "obj_6",
  "mask_svg": "<svg viewBox=\"0 0 264 264\" xmlns=\"http://www.w3.org/2000/svg\"><path fill=\"white\" fill-rule=\"evenodd\" d=\"M117 10H112V12H116ZM111 12V13H112ZM120 12V11H119ZM121 13H124V14H126V15H128L129 17H131V14L129 13V12H127V11H123V12H121ZM110 13H108L104 18H103V20H102V22H101V25H102V27H105V20L107 19V17H108V15H109ZM132 22H133V18H132ZM131 22V23H132ZM106 29H108V30H112V32L114 33V34H118V35H127L128 33H130V30L132 29V26H130L125 32H123V33H118V32H115L113 29H111V28H107V27H105ZM0 71H3V69H2V67H1V65H0ZM10 73L11 74H15L16 72L15 71H10ZM134 179L136 180V181H138L139 182V184H141L140 182H141V179H142V176H140V175H136L135 177H134ZM113 206H114V204H112V207H111V213L109 214V215H113V212L115 211L114 209H113Z\"/></svg>",
  "mask_w": 264,
  "mask_h": 264
}]
</instances>
